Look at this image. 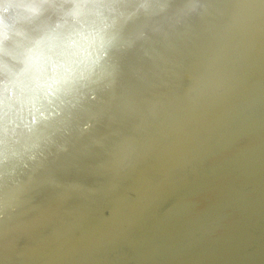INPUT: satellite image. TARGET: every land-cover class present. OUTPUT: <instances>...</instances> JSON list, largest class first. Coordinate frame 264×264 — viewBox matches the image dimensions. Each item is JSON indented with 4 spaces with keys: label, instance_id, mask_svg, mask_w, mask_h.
I'll list each match as a JSON object with an SVG mask.
<instances>
[{
    "label": "bare ground",
    "instance_id": "bare-ground-1",
    "mask_svg": "<svg viewBox=\"0 0 264 264\" xmlns=\"http://www.w3.org/2000/svg\"><path fill=\"white\" fill-rule=\"evenodd\" d=\"M135 2L0 0L67 17L0 41V141L38 121L0 155V264H264V0Z\"/></svg>",
    "mask_w": 264,
    "mask_h": 264
},
{
    "label": "clouds",
    "instance_id": "clouds-1",
    "mask_svg": "<svg viewBox=\"0 0 264 264\" xmlns=\"http://www.w3.org/2000/svg\"><path fill=\"white\" fill-rule=\"evenodd\" d=\"M167 7V0H158V2L155 4L149 3V0H136V2L129 8L122 9V16L117 13V20H124L142 12L154 15L152 12L153 9H156L159 12H164ZM66 20V16L61 17L59 20H53V17L50 18L48 16H44L43 19H38L36 21H25L22 16L10 18L8 13L4 11V8L0 6V24H3V31L0 32V41L8 39V29L11 25L18 21L26 23L29 27L35 29L38 28L40 24H51L52 26H56L57 24L63 25ZM29 27H25L20 33H18L21 36V40L17 42L20 46L29 47L40 39L39 37H33L29 34ZM30 117H32V112L30 109H28L27 112L23 108L20 109L19 115L17 117V128L15 135H10V137L7 138V144H5L3 141H0V155H3L6 151L11 150L9 145L15 146V151L13 152L17 154H21L24 151L26 139L34 132L35 125L38 123L37 120L31 119ZM25 119H28L27 124H25Z\"/></svg>",
    "mask_w": 264,
    "mask_h": 264
},
{
    "label": "snow or ice",
    "instance_id": "snow-or-ice-1",
    "mask_svg": "<svg viewBox=\"0 0 264 264\" xmlns=\"http://www.w3.org/2000/svg\"><path fill=\"white\" fill-rule=\"evenodd\" d=\"M47 2L48 0H32V3L24 6L39 8V7H43Z\"/></svg>",
    "mask_w": 264,
    "mask_h": 264
}]
</instances>
